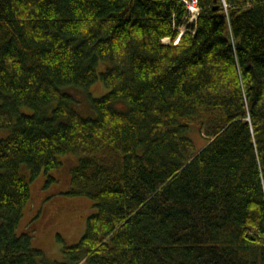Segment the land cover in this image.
Masks as SVG:
<instances>
[{
  "label": "trees",
  "instance_id": "obj_1",
  "mask_svg": "<svg viewBox=\"0 0 264 264\" xmlns=\"http://www.w3.org/2000/svg\"><path fill=\"white\" fill-rule=\"evenodd\" d=\"M199 3L175 46L181 0H0V264H264V0ZM99 81L84 119L66 91ZM70 155L96 212L51 263L18 235L20 169Z\"/></svg>",
  "mask_w": 264,
  "mask_h": 264
},
{
  "label": "rangeland",
  "instance_id": "obj_2",
  "mask_svg": "<svg viewBox=\"0 0 264 264\" xmlns=\"http://www.w3.org/2000/svg\"><path fill=\"white\" fill-rule=\"evenodd\" d=\"M109 64L100 63L98 74H102ZM72 96L70 109L84 119H95L93 102L105 97L109 91L101 81L89 90L67 89ZM24 113L32 114L31 111ZM10 134V132H5ZM197 150H202L206 141L198 128L190 134ZM61 166L49 174H41L31 181L28 168L20 169L22 177L30 183L31 200L23 212L18 235H29L33 249L44 254L48 262H62V251L80 243L87 232V223L96 210L87 198H73L71 172L78 166L79 158L73 155L60 157Z\"/></svg>",
  "mask_w": 264,
  "mask_h": 264
},
{
  "label": "built area",
  "instance_id": "obj_3",
  "mask_svg": "<svg viewBox=\"0 0 264 264\" xmlns=\"http://www.w3.org/2000/svg\"><path fill=\"white\" fill-rule=\"evenodd\" d=\"M220 1L223 3V7H224L225 11L228 12L229 7L226 4V1L225 0H220ZM182 2L188 8V10L190 11V13L192 15L199 14L200 9H199V5H198V0H182Z\"/></svg>",
  "mask_w": 264,
  "mask_h": 264
},
{
  "label": "water",
  "instance_id": "obj_4",
  "mask_svg": "<svg viewBox=\"0 0 264 264\" xmlns=\"http://www.w3.org/2000/svg\"><path fill=\"white\" fill-rule=\"evenodd\" d=\"M215 4H217V2H214Z\"/></svg>",
  "mask_w": 264,
  "mask_h": 264
}]
</instances>
